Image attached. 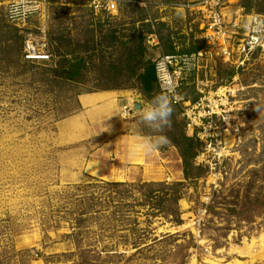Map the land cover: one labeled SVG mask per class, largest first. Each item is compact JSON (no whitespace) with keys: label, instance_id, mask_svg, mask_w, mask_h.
Wrapping results in <instances>:
<instances>
[{"label":"rangeland","instance_id":"obj_1","mask_svg":"<svg viewBox=\"0 0 264 264\" xmlns=\"http://www.w3.org/2000/svg\"><path fill=\"white\" fill-rule=\"evenodd\" d=\"M61 1L0 0V264H264V0ZM140 37L144 60L183 57L162 132L141 121L160 85L127 67ZM27 40L51 60H26ZM66 53L82 83L59 77ZM151 191L178 193V219ZM253 241L258 257L237 251Z\"/></svg>","mask_w":264,"mask_h":264},{"label":"trees","instance_id":"obj_2","mask_svg":"<svg viewBox=\"0 0 264 264\" xmlns=\"http://www.w3.org/2000/svg\"><path fill=\"white\" fill-rule=\"evenodd\" d=\"M170 49L173 51L174 47L170 46ZM145 51L146 48L144 46V37H140L138 47L135 48V50L131 51L130 53L129 62H127V67L130 72V77H133L136 81H140L142 84V89L146 93L152 94L156 89L159 88V84H158L155 62L152 59L144 60ZM194 51L196 52L198 51V49H195ZM138 54L140 55L139 59H137ZM69 55L70 57H68ZM87 63L88 62L84 56L71 55L69 53H66L63 55L61 69L58 70L59 77H63L67 80H71L77 84L82 83L86 75V70L88 69ZM141 68H143V71H140ZM109 72L111 73L110 75L111 80H118V78H120V76L123 74L122 69L118 67V65H116L115 63H110ZM103 88L110 89L114 87H109V85H104ZM185 140H186V147H184L183 150H181L180 147V150L182 151L181 153L184 159L185 176L189 178L190 174L192 173L190 159L192 156L195 157L196 155V153H193L195 143L194 140L190 137H185ZM114 184L122 185L123 183H114ZM148 185L149 184H147V186ZM151 196L153 198L156 197V199H158L157 202L159 205H161L166 199L168 201V204L167 205L164 204L161 209L167 214V216H172L175 220L178 219L180 213L178 208L176 207V204L178 203L180 196L178 195L177 192H173L169 196L168 194L162 196L159 193L157 194V192L155 194L154 191H151Z\"/></svg>","mask_w":264,"mask_h":264},{"label":"clouds","instance_id":"obj_3","mask_svg":"<svg viewBox=\"0 0 264 264\" xmlns=\"http://www.w3.org/2000/svg\"><path fill=\"white\" fill-rule=\"evenodd\" d=\"M173 94L174 89L169 87L162 94L155 96L148 107L143 110L142 123L156 132H162L163 129L171 127L173 114L171 97ZM168 142L167 136L162 134L155 137L137 138L129 147V157L135 158L139 154L151 155Z\"/></svg>","mask_w":264,"mask_h":264},{"label":"built area","instance_id":"obj_4","mask_svg":"<svg viewBox=\"0 0 264 264\" xmlns=\"http://www.w3.org/2000/svg\"><path fill=\"white\" fill-rule=\"evenodd\" d=\"M61 2L62 4H66L69 2V0H62ZM111 6V8H115V4H112ZM215 32H213V30H210V38L212 41L215 39ZM245 42L247 41L243 40L239 44L240 50L244 52L247 50L248 46ZM24 57L28 61H49L52 58V54L46 53V51L43 50L42 46H40L39 42L27 40L24 44ZM182 60L183 57H180L179 55L169 54L160 57V59L155 62L158 83L161 87V90L164 92L165 89L169 87L173 88L174 94L172 98L176 100L175 102H180L181 98L176 93L178 87L176 77L179 74V69L174 68L180 66L182 64Z\"/></svg>","mask_w":264,"mask_h":264},{"label":"bare ground","instance_id":"obj_5","mask_svg":"<svg viewBox=\"0 0 264 264\" xmlns=\"http://www.w3.org/2000/svg\"><path fill=\"white\" fill-rule=\"evenodd\" d=\"M40 61H42V60H40ZM118 179H122V178L120 177ZM262 239H264V237ZM261 241H263V240H261ZM255 245H256V242L255 241H253L251 244L250 243H246L243 248L242 247H239L237 249V251H240V253H243V254L251 255L253 257H258V255H260V253H258V251L255 252V250H256V249L254 250ZM263 253H264V251H263Z\"/></svg>","mask_w":264,"mask_h":264},{"label":"water","instance_id":"obj_6","mask_svg":"<svg viewBox=\"0 0 264 264\" xmlns=\"http://www.w3.org/2000/svg\"><path fill=\"white\" fill-rule=\"evenodd\" d=\"M140 107H141V106H140V103H137V104H136V108H137V109H140Z\"/></svg>","mask_w":264,"mask_h":264}]
</instances>
